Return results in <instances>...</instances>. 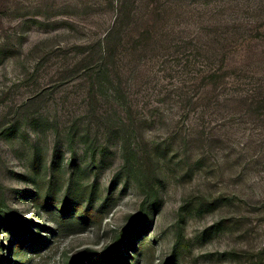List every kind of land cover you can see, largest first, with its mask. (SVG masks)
Masks as SVG:
<instances>
[{
  "label": "rangeland",
  "instance_id": "374dc122",
  "mask_svg": "<svg viewBox=\"0 0 264 264\" xmlns=\"http://www.w3.org/2000/svg\"><path fill=\"white\" fill-rule=\"evenodd\" d=\"M121 3L114 61L38 65L57 48L109 49ZM209 67L228 74L210 109ZM253 92L264 100V0H0V264H92L126 227L127 264H241L264 247ZM126 116L134 130L113 135ZM179 129L192 137L171 141Z\"/></svg>",
  "mask_w": 264,
  "mask_h": 264
},
{
  "label": "trees",
  "instance_id": "16d2710c",
  "mask_svg": "<svg viewBox=\"0 0 264 264\" xmlns=\"http://www.w3.org/2000/svg\"><path fill=\"white\" fill-rule=\"evenodd\" d=\"M119 8V13L117 14L115 21L113 23V27L111 30L108 32V45L109 49L105 46H102L101 43H99L97 46H91V45H73L72 48L70 49H64V48H57L53 49L51 52L47 53L46 57L43 59L42 62H40L38 65H43L44 63H51L53 60H61L64 59L66 60H72V59H78L75 63H92L95 62V57L98 55L99 60L98 62H106V60L109 57V62H112L116 58V47L114 39L116 38V35H118L119 30L122 27V23L125 19L124 16V4L121 3ZM56 11L54 8H51L50 14L47 15L49 17L45 18H50L51 14ZM53 15V14H52ZM49 20V19H48ZM41 23V22H40ZM73 57H72V56ZM70 57H72L70 59ZM87 68V67H86ZM205 74V83H207L208 86V91L206 92V96L202 99L206 101L204 107L207 108H215L219 105H221V100H224L226 98L221 97L225 87L227 86L226 83V77L227 73L223 72L221 69H216L214 67H209L206 71H204ZM93 90H95V86L93 85ZM123 95L125 98H127V93L125 94V90H116L111 94V98L118 100L120 96ZM178 98L180 99L181 96L179 95ZM256 93L253 92V94L248 93L247 94V100L249 99L252 102V105L257 106L258 109H264V100H259L256 102ZM199 99H195L189 97L187 99L188 103L192 106V108H196L198 106ZM131 107H127V111L130 114L131 112ZM205 112V111H204ZM189 117V114L186 116ZM203 119V118H202ZM180 123L182 122H177V127H180ZM113 135L114 134H119L123 130L128 131V133H131V131L134 130L135 125L132 122L129 123V120L126 117L120 118L119 121L113 122ZM176 127V128H177ZM201 136L206 137L209 132L207 131L206 127L199 133ZM130 135V134H127ZM193 134L190 133V131H183V129H179L178 131H175L172 133L170 136V140L174 141V139L178 137H183L185 140L188 138H191ZM86 141H90L93 137L91 136V130L85 134L83 137ZM98 140V136L95 135L93 141ZM137 149L135 148H127L124 147V154L126 158V165L131 166L133 169L137 168L138 170L139 165L134 163V158L129 159L131 156L134 157H141V153L136 151ZM162 149L160 147H154V149L151 152V155H149L150 159L156 162H159V155ZM166 152V151H164ZM130 155V156H129ZM140 169V168H139ZM144 189H145V195H146V201L145 204H149L151 206L156 205L157 201V192L155 188V184H153L152 181H148L147 185L144 184ZM262 209L264 212V199L262 201ZM130 231L128 230V227H126L118 236L115 242L112 244V246L104 253L101 255L95 262L92 264H127L128 262V256H127V251H126V243H127V237L129 235ZM26 242L20 243V247H25V245H28L30 241H33L32 239H25ZM245 255L240 262L241 264H264V247L261 248L260 250L257 251V253L253 252V250H247L244 252ZM67 264H75V263H67Z\"/></svg>",
  "mask_w": 264,
  "mask_h": 264
}]
</instances>
